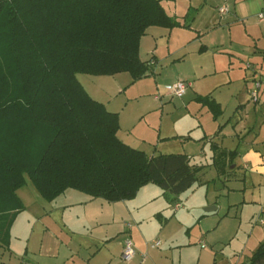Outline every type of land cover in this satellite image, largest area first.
Wrapping results in <instances>:
<instances>
[{"label":"rangeland","instance_id":"374dc122","mask_svg":"<svg viewBox=\"0 0 264 264\" xmlns=\"http://www.w3.org/2000/svg\"><path fill=\"white\" fill-rule=\"evenodd\" d=\"M167 2L169 12L178 9L177 18L185 26L175 28L172 34L164 27L149 29L142 40L141 57L151 59L155 50L157 59L147 77L135 82H131L129 72L79 73L78 77L93 97L112 100L109 107L114 101L129 102L123 116L135 124L131 140L136 148L149 154L187 153L193 164L203 165L197 182L180 195L155 183L141 188L133 202L140 207L136 215L140 221H136L129 214L114 220L107 209L105 213L100 211V203L105 208L116 204L96 198L99 204L87 205L84 201L91 196L72 188L47 200L26 176L27 183L18 189L24 208L10 230L11 243L0 244V264H37L46 226L74 247L75 264L83 259L86 264H127L121 257L119 237L138 240L139 226L150 238L149 247L153 240L160 239L162 244L156 247L157 251L174 258V264L181 259L183 264H245L264 240L262 206L252 201L247 195L250 192L244 195V170L233 167L236 163H230L229 157L218 160L219 150H214L211 141L214 138L219 145L231 149L240 136L247 134L245 126L253 123L250 116L255 114L252 98L247 108L239 107L250 79L247 65L257 67L256 62L264 63V59L250 52L243 24L234 26L231 38L227 23L204 24L199 8L190 7L188 0H176L177 6L174 0ZM172 7L177 9L172 11ZM202 46L206 47L203 51ZM180 79L191 81L194 87L182 98L172 97L168 88ZM262 91L263 88L260 97L264 100ZM209 92L224 107L218 120L195 99ZM224 124L219 134V126ZM142 137L145 142L139 139ZM177 203L184 208L176 211ZM208 207L214 209L207 210ZM127 223L133 225L130 231ZM200 239L206 246L197 243ZM172 242L173 250L169 249Z\"/></svg>","mask_w":264,"mask_h":264},{"label":"trees","instance_id":"16d2710c","mask_svg":"<svg viewBox=\"0 0 264 264\" xmlns=\"http://www.w3.org/2000/svg\"><path fill=\"white\" fill-rule=\"evenodd\" d=\"M182 24L161 0H0V244H10L24 208L26 176L47 200L71 188L117 202L150 183L176 195L195 185L203 165L125 143L119 113L78 77H147L154 56L143 60L140 45L148 28ZM197 100L215 119L223 114L212 94ZM212 147L234 163L236 149ZM245 264H264V241Z\"/></svg>","mask_w":264,"mask_h":264},{"label":"crops","instance_id":"0c3cea01","mask_svg":"<svg viewBox=\"0 0 264 264\" xmlns=\"http://www.w3.org/2000/svg\"><path fill=\"white\" fill-rule=\"evenodd\" d=\"M167 1L169 0H161L167 12L171 16L177 17L178 9L176 7L175 8L172 7L171 9L172 11H174L175 9L177 10H175V12H169L168 6L166 4L168 3ZM174 1H175V6H177L176 0ZM188 2H189L190 7L194 6L196 8H199V18H202V21H204V24L205 22L207 23L208 21L212 23V25H219V26H222L225 23H227L230 28L229 33H230L231 38L233 37L234 26L237 25V23L243 24L244 34H245L244 38L247 39V44L251 46L250 52L254 55L260 54V57L264 59V16L262 18L259 17L260 13L264 14V0H188ZM220 7H228L229 12L226 15H222L219 12ZM182 23L183 24L181 26H177V27L185 26L184 25L185 23L184 22ZM151 27L148 28L147 33L145 35L149 34L148 32ZM177 27H174L171 29L166 28V29H169L170 30L169 32H171L172 34L174 29ZM144 36L142 40L144 39ZM142 40H141V44H142ZM258 43H261V46H258L259 45ZM140 49H141V45H140ZM204 49H206V47L204 48V46H202L200 50L203 51ZM154 51H153L152 57L154 56V59H157V55ZM140 56H141V52H140ZM143 60H148V59H143ZM256 63L258 64L257 67H254L251 63L248 64L249 66L247 65L248 70L251 72L250 76L247 75L249 76L250 79L248 81V84H246L245 91L243 95L241 96L242 98H240L241 101L239 103V107H242L243 110L247 108L250 102V99H251V92L256 88L257 81H261V87L259 89V100L256 101L253 106L255 114L253 116H250L251 118L250 121L253 120V123L249 122L250 127L245 126V128L247 129V134L242 136L243 138L240 136V138H238L235 148H231V149L225 147L224 145H219L218 142L214 141V138H211V141L213 142L212 146L217 145L218 147L225 148L227 150L236 149L237 154L234 159V163L236 164L233 167L241 166L242 169L244 170V176H243V180L245 184L244 195H246L247 192H250L247 195H251L252 201L256 202L257 204H261L262 206L261 215L264 216V100L261 99L260 97V90L262 88H263L262 92L264 95V63L262 62V60H259ZM182 80H186V79H182ZM119 87H120V90H122V86H119ZM192 87H194L193 83L190 88ZM188 91L189 89L187 90V93ZM208 94H212V92H209ZM198 96L200 95L196 96L195 98L196 100ZM214 98L221 104L223 108V113H224V107H223L222 102L219 101L215 96ZM100 101L104 102L109 110L116 111L119 113L120 123H121V128L119 130V136L125 143L135 147V144H133L132 142L133 140H131L132 136L134 135L133 132L135 131V124H132V122L128 121V118L126 116L125 117L123 116L125 115L127 107L129 106V102L123 101L121 103H117V101H114L112 107L111 106L109 107L110 103L113 102L112 100H109L110 102L105 101V100H100ZM258 103L259 105H257ZM142 113L143 112H141V114ZM212 116H213V113H212ZM218 119H215V120H218ZM225 126L226 124H224L223 128L221 129H220L221 125L219 126V134L222 133ZM188 137H191V136L189 135ZM139 139H141L143 142H145L146 140L145 137H142ZM242 146L244 148H241ZM149 155L153 156L156 154H149ZM148 185L149 184L143 187H146ZM68 190L66 191L68 192ZM136 198L137 196L134 199ZM134 199L110 202V204L112 203L116 204L114 205L115 207H112L113 205L112 206L109 205L105 208L104 203H100V205L102 206V209H100V211L102 213H105V210L107 209V212L111 213L112 218L114 220L118 219L119 217H122L123 214H129L131 217L135 218L136 221L137 220L140 221L138 218H136V215H138L139 213L140 207L137 205H134L133 203ZM246 199L247 198L245 197V201H247ZM95 200L97 199L91 197L90 199L84 201V203H86L87 205L92 204V206H95V204H99ZM65 208H67V206ZM159 214L160 213H158V215ZM261 219H262L261 223L262 225H264V219L263 218ZM13 225L11 227V230L13 228ZM132 228H133V225L131 228H128V230L130 231ZM138 228H139L138 230H140L141 232V235L138 237V240L133 241V239L131 238L137 250V254L133 260L125 261V262H127V264H137L138 262H140V264H174V258L170 259V257L166 255L162 256L161 253L157 251L158 247L157 248H153L151 246L149 247V245L147 244L148 240L150 239L148 234L145 233L143 229L140 228V226ZM261 237H262L261 239L264 238V228L261 229ZM127 238L128 237L126 236L119 237L120 239L119 243L122 245V251H123L124 242ZM200 241H203V240L200 239L199 241H197V243L200 244L202 247L206 246V245L203 246ZM173 243L174 242L170 243L171 245L169 246V249L171 250H173L174 248L172 246H175L173 245ZM38 251H39L40 260L37 261V264H67L69 262H71V264L77 263L76 257H75L76 253L74 252V247H72L71 244L65 243L64 240L54 230H52L48 226H46L42 231V240H41L40 248ZM143 254H146V256L144 257ZM84 261L86 260L83 259L79 264H86V262ZM176 262L178 264H183L182 259L180 262H178L177 260ZM198 264H199V261H198Z\"/></svg>","mask_w":264,"mask_h":264},{"label":"built area","instance_id":"2783aa9c","mask_svg":"<svg viewBox=\"0 0 264 264\" xmlns=\"http://www.w3.org/2000/svg\"><path fill=\"white\" fill-rule=\"evenodd\" d=\"M219 12L222 15H226L229 12V8L228 7H220L219 8ZM264 16L263 13L259 14V17L262 18ZM151 64H155V60L152 59L151 60ZM249 66V65H248ZM192 86V83L190 81L187 80H178L175 83H173L172 85L169 86L168 88V94L171 95L172 97H183L185 96V94L187 93V90ZM261 87V81H257L256 83V88L251 92V98L253 99L254 102L259 100V89ZM184 205L182 203H177L175 205V209L178 210L180 208H183ZM126 226L128 228L132 227L131 223H127ZM202 243V245L204 246L205 243L203 241H200ZM162 244V241L160 239H155L150 243V246L153 248L156 247H160ZM137 254V250L134 246V243L132 241L131 238H127L124 242V246H123V251L121 253V257L124 261H131L134 259V257ZM143 256L145 257L146 254H143Z\"/></svg>","mask_w":264,"mask_h":264},{"label":"water","instance_id":"95a60500","mask_svg":"<svg viewBox=\"0 0 264 264\" xmlns=\"http://www.w3.org/2000/svg\"><path fill=\"white\" fill-rule=\"evenodd\" d=\"M212 209H214V207H208V208H207V210H212Z\"/></svg>","mask_w":264,"mask_h":264}]
</instances>
